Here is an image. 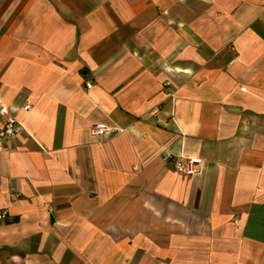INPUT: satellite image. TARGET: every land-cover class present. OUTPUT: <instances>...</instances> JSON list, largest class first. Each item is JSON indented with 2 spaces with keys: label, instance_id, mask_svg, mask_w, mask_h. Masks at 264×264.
Returning a JSON list of instances; mask_svg holds the SVG:
<instances>
[{
  "label": "crops",
  "instance_id": "crops-1",
  "mask_svg": "<svg viewBox=\"0 0 264 264\" xmlns=\"http://www.w3.org/2000/svg\"><path fill=\"white\" fill-rule=\"evenodd\" d=\"M3 109L0 264H264V0H0Z\"/></svg>",
  "mask_w": 264,
  "mask_h": 264
},
{
  "label": "built area",
  "instance_id": "built-area-1",
  "mask_svg": "<svg viewBox=\"0 0 264 264\" xmlns=\"http://www.w3.org/2000/svg\"><path fill=\"white\" fill-rule=\"evenodd\" d=\"M172 85L171 81L164 82L165 88H169ZM88 87H91L90 82L87 83ZM171 96L175 95V91H169ZM30 106L27 105L26 109H29ZM2 114L4 116L2 125L0 127V138L4 140H10L17 135H19L23 129L24 125L18 119L12 117L7 110L3 109ZM109 131H120L119 129H113L107 127L105 124H97L93 126L92 133L94 136L105 135ZM164 160L167 161L171 168L184 176L194 177L202 170V159L199 157H191L187 155H182V158H176L171 153H166L164 155ZM8 209L0 210V220H4L8 217Z\"/></svg>",
  "mask_w": 264,
  "mask_h": 264
}]
</instances>
